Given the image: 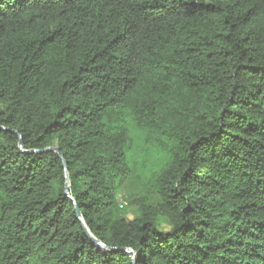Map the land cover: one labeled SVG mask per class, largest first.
Returning a JSON list of instances; mask_svg holds the SVG:
<instances>
[{"label":"trees","instance_id":"1","mask_svg":"<svg viewBox=\"0 0 264 264\" xmlns=\"http://www.w3.org/2000/svg\"><path fill=\"white\" fill-rule=\"evenodd\" d=\"M0 264H264V0H0Z\"/></svg>","mask_w":264,"mask_h":264},{"label":"water","instance_id":"2","mask_svg":"<svg viewBox=\"0 0 264 264\" xmlns=\"http://www.w3.org/2000/svg\"><path fill=\"white\" fill-rule=\"evenodd\" d=\"M19 148L22 150V142L19 141ZM54 152L57 154V156L62 160V164H63V167H64V175H65V178L67 180V177H68V173H67V168H66V163L64 162L63 158H62V154L60 153L59 149L56 148V147H49L43 151H33V153H41V152ZM66 193L68 191V185L66 184ZM77 216L79 219H81V215L80 213L78 212L77 213ZM84 230H85V233L87 234V236L89 237V239L96 245L98 246L99 248H102L104 249V244L98 240H96L90 233L89 231L86 229L85 225L83 224L82 225Z\"/></svg>","mask_w":264,"mask_h":264}]
</instances>
